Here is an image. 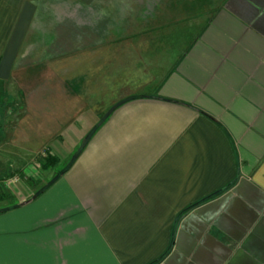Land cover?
Returning a JSON list of instances; mask_svg holds the SVG:
<instances>
[{
	"label": "crops",
	"instance_id": "0c3cea01",
	"mask_svg": "<svg viewBox=\"0 0 264 264\" xmlns=\"http://www.w3.org/2000/svg\"><path fill=\"white\" fill-rule=\"evenodd\" d=\"M185 8L0 0V264H264V0Z\"/></svg>",
	"mask_w": 264,
	"mask_h": 264
},
{
	"label": "rangeland",
	"instance_id": "374dc122",
	"mask_svg": "<svg viewBox=\"0 0 264 264\" xmlns=\"http://www.w3.org/2000/svg\"><path fill=\"white\" fill-rule=\"evenodd\" d=\"M173 2L175 4H180V3L184 4V8L189 7L188 9L185 8L186 11H184V12L180 11L179 14L176 13V17L174 18V20H180L178 22L181 23L182 21H188V20H189V22L193 21L192 19L198 14L196 6H198V5L200 7L202 5L211 6V5H215L219 2H221V0H173ZM160 34H164V31L160 32ZM158 35H159V33H158ZM9 110H11V108ZM5 112H7V110Z\"/></svg>",
	"mask_w": 264,
	"mask_h": 264
},
{
	"label": "trees",
	"instance_id": "16d2710c",
	"mask_svg": "<svg viewBox=\"0 0 264 264\" xmlns=\"http://www.w3.org/2000/svg\"><path fill=\"white\" fill-rule=\"evenodd\" d=\"M58 158L55 157V156H52V155H47L45 160H44V163L42 164V167L44 169H48L54 165H56L58 163Z\"/></svg>",
	"mask_w": 264,
	"mask_h": 264
},
{
	"label": "built area",
	"instance_id": "2783aa9c",
	"mask_svg": "<svg viewBox=\"0 0 264 264\" xmlns=\"http://www.w3.org/2000/svg\"><path fill=\"white\" fill-rule=\"evenodd\" d=\"M16 179H17V177H13L12 179H9L7 182H9V183L11 182V183H12V182L15 181Z\"/></svg>",
	"mask_w": 264,
	"mask_h": 264
}]
</instances>
